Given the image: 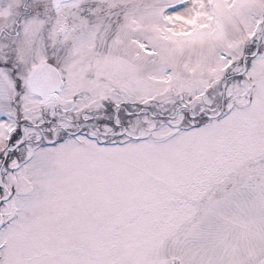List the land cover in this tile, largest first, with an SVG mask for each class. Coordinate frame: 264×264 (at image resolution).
<instances>
[{
	"label": "snow or ice",
	"instance_id": "obj_1",
	"mask_svg": "<svg viewBox=\"0 0 264 264\" xmlns=\"http://www.w3.org/2000/svg\"><path fill=\"white\" fill-rule=\"evenodd\" d=\"M0 264H264V0H0Z\"/></svg>",
	"mask_w": 264,
	"mask_h": 264
}]
</instances>
